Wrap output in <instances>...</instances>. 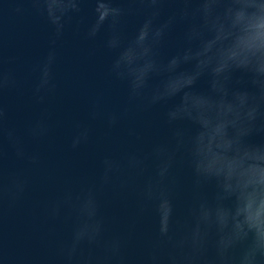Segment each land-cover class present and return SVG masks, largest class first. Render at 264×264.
Returning a JSON list of instances; mask_svg holds the SVG:
<instances>
[{
	"label": "water",
	"instance_id": "95a60500",
	"mask_svg": "<svg viewBox=\"0 0 264 264\" xmlns=\"http://www.w3.org/2000/svg\"><path fill=\"white\" fill-rule=\"evenodd\" d=\"M0 264H264V0H0Z\"/></svg>",
	"mask_w": 264,
	"mask_h": 264
}]
</instances>
